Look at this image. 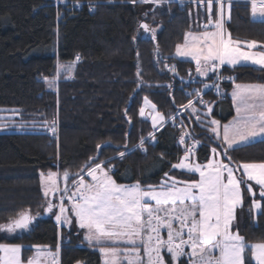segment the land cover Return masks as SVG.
I'll return each instance as SVG.
<instances>
[{
	"label": "trees",
	"instance_id": "obj_1",
	"mask_svg": "<svg viewBox=\"0 0 264 264\" xmlns=\"http://www.w3.org/2000/svg\"><path fill=\"white\" fill-rule=\"evenodd\" d=\"M156 6L133 0H0V107L15 109L26 124L0 128V224L22 212L36 217L28 231L0 235V241L48 244L55 250L60 245V264H103L102 254L85 239L72 212V223L62 225L60 234L56 212L43 216L47 198L42 172L61 169L75 174L96 156V161L106 160L107 168L113 164L111 173L118 182L156 186L166 173L182 181L198 177L172 167L190 139L181 144L179 123L165 121L193 97L187 94L190 87L203 89L212 77L195 76V62L175 54L186 31L201 30L209 17L197 0ZM212 15L216 18L215 3ZM144 21L156 29L154 38L140 27ZM225 25L235 39L264 44V22L251 16L247 0H233L231 20ZM58 62L76 66L54 89L44 78L56 76ZM222 71L234 75V81L222 82L220 95L205 92L204 104L199 99L193 103L196 112L188 108L183 113L194 137L202 140L196 153L199 162L209 160L212 147H221L208 119L213 115L225 122L234 115V83L264 81V71L257 66L223 65ZM145 98L165 120L142 149L137 144L160 126H153L148 110L140 116ZM53 121L55 134L49 132ZM228 155L234 164L264 161V142L234 148ZM243 187L246 211L239 229L247 242L264 240L260 187L255 186L262 205L256 217L247 211L253 197ZM31 251L24 248V256ZM164 257L167 264L173 263L169 254ZM245 264L255 263L246 257Z\"/></svg>",
	"mask_w": 264,
	"mask_h": 264
},
{
	"label": "snow or ice",
	"instance_id": "obj_2",
	"mask_svg": "<svg viewBox=\"0 0 264 264\" xmlns=\"http://www.w3.org/2000/svg\"><path fill=\"white\" fill-rule=\"evenodd\" d=\"M136 2L160 4L162 0H133V3ZM248 2L251 16L264 22V0ZM197 3L205 6L209 17L203 27L214 30H205L200 35L186 34L184 44L176 47V55L194 60L196 71L201 76L216 73L226 64L233 69L237 66H257L258 70L264 71V51L251 50L257 48L258 42L234 40L231 33L225 32V22L231 20L233 0H197ZM214 3L215 20L212 19ZM140 27L154 38L155 29L146 23ZM245 47L249 50H244ZM79 59L77 55L76 60ZM70 67L58 65V72ZM170 70L175 72V67ZM44 79L51 87L56 78ZM228 79L234 80L231 77ZM213 86L219 91L218 85ZM232 100L236 105V116L232 122L225 125L218 120L209 122L213 125L210 131L221 142L220 150L213 147L211 152L216 157L223 154L230 162V150L264 142V84H236ZM149 103L145 98V104ZM199 103L205 102L200 99ZM151 107L154 109L155 105ZM183 107L196 112L191 100ZM207 111L211 113V107ZM139 114L145 116L143 107ZM151 119L154 127L165 120L160 113L151 116ZM55 123L53 121L51 127L53 134L56 133ZM190 135L184 132L179 142L184 144L185 137ZM149 136L155 138L153 133ZM199 143L193 141L190 147L185 148L180 162L172 165L174 169L198 172L200 179L190 182L178 181L166 173L159 186L144 188L139 181L133 185L117 184L109 175L111 168L106 170L103 162L94 167L86 164L75 174L64 171L62 174L49 172L45 176L41 173L45 198L50 194L54 197L59 194V203L53 204L47 199L44 210L53 213L54 208L58 209L59 214L53 213L56 221L69 225L72 219L67 213L71 211L79 227L85 230L88 243L99 246L104 264H166L162 254L165 250L175 264H245L246 257L254 260L255 264H264V242L248 244L243 236L231 230L236 209L243 204L242 183L255 196L249 183L255 181L260 186V196L264 198V162L226 164L221 159H215L206 165L190 163ZM139 147L143 149V139ZM124 156L125 153H119V158ZM85 171L91 183L85 181ZM236 172H242L243 176L238 178ZM73 175L79 178L73 179L69 188L68 182ZM61 180L63 187L60 186ZM65 200L70 202V208L65 207ZM252 207L262 210L261 203L256 200H253ZM35 218L28 212H22L18 217L10 218L8 223L0 224V231L11 234L26 232ZM162 230L166 232V239L161 235ZM105 244L111 246H102ZM22 247L19 244H0V264H22ZM35 247L37 256L30 258L27 264H40L45 254L54 255L50 248L45 253L41 246ZM186 247L190 251H186ZM217 251L219 254L214 255ZM182 257H187V261L182 262Z\"/></svg>",
	"mask_w": 264,
	"mask_h": 264
},
{
	"label": "rangeland",
	"instance_id": "obj_3",
	"mask_svg": "<svg viewBox=\"0 0 264 264\" xmlns=\"http://www.w3.org/2000/svg\"><path fill=\"white\" fill-rule=\"evenodd\" d=\"M169 1H179V2H181V0H162V2L160 3V4H162L163 2H169ZM184 1H189V0H183V2ZM160 4H155V7H157L156 5H160ZM153 17V16H152ZM212 19L213 20H215L216 18H214L213 17V15H212ZM255 19H259V18H255ZM152 20H154V17L152 18ZM145 22V21H144ZM207 23V21H203L202 22V25L204 26L205 24ZM226 23V22H225ZM154 23H152L151 22V25H153ZM202 26V28H201V30H199V29H193V28H191V29H189V30H187L186 31V33H185V36H186V34H188V33H192L193 35H200L201 33H203L205 30H208V31H212V30H214V29H212L211 27H209L208 29H205L204 27ZM156 30V29H155ZM225 32H228V33H230V31H229V29L227 28V26L225 25ZM232 36V35H231ZM234 40H239V39H235L234 37H232ZM191 39V37H189V40ZM239 41H242V42H247V41H252V40H239ZM255 41H257V40H255ZM184 42H185V37H184V40H183V42H181V43H179L178 45H181V44H184ZM258 42V44H257V48H255V49H251L252 51H264V44H262L261 42H259V41H257ZM244 50H249L247 47H245L244 48ZM175 54H176V51H175ZM178 56V55H177ZM179 57V56H178ZM180 58H182V59H187V60H191V61H193V62H195L194 60H192L191 58H186V57H180ZM57 65H65V66H67V65H71V67H70V69L69 70H63V69H61V70H59V72H58V69H57V73H56V76H55V83L51 86V87H53L54 89H57V85H58V83H59V81L61 80V78H63V77H65V78H70L72 75H73V72H74V68H75V66H76V63H74V62H68V63H61V62H58L57 63ZM227 65V64H226ZM230 66V65H229ZM170 67H172V65H170ZM223 67V66H222ZM211 73V72H210ZM209 73V74H210ZM195 76H199V78L201 77V78H207L208 76H209V74H208V76H201V75H199L198 73H197V71H196V68H195V70H194V73H193ZM235 77V76H234ZM181 78H183V79H190V78H188V77H181ZM49 80H52L51 78H48ZM235 84L236 83H234V88H235ZM257 84H264V81H260L259 80V83H257ZM233 90L234 89H232V92H233ZM231 95H232V93H231ZM150 103L149 104H145V102H144V110H145V112L147 111V110H150L151 111V116H154V115H156L157 113H160L158 110H156V106H155V108L153 109L152 107H151V105H154L149 99H147ZM190 100L192 101L193 100V98H190ZM189 100V101H190ZM188 101V102H189ZM188 104V103H187ZM187 104H185V105H187ZM234 105V117L236 116V111H235V107H236V105L235 104H233ZM208 108H206V110H207ZM186 110V108L185 107H181L179 110H177V112H175L172 116H170L168 119H166V121L165 122H171V123H174V122H178L181 126H183V127H181V130L182 131H186L185 130V128H187L190 132H191V134H192V137L194 136V134L192 133V130L190 129V127L188 126V124H187V122H186V120H185V118H184V116H183V113H184V111ZM160 114H162V113H160ZM20 115V113L18 112V111H16L15 109H12V108H5V107H0V128L1 127H24L26 124H24L23 123V121H24V119H21V118H17L18 116ZM163 115V114H162ZM198 117L200 118L201 116L200 115H198ZM234 117L233 118H231V120H229L228 122H224V121H221L219 118H217V117H215V116H213V115H211L210 116V118L208 119V121L210 122L211 120H218V121H220V123H221V125H225V124H229L230 122H232L233 121V119H234ZM160 123L161 122H158L155 126H159L160 125ZM33 124H36V123H33ZM162 125H160L159 127H157L156 128V130H153L151 133H153L154 134V137H155V135H156V131L161 127ZM211 127H213V125H211ZM221 131H222V129H221ZM49 132L50 133H52V131H51V128H49ZM150 134V133H149ZM149 134L147 135V136H145L144 138H143V141L144 142H148L149 140H154V139H152V137H150L149 136ZM193 139H197V141H199L200 142V144H201V142H202V140H200L198 137H195V138H193ZM192 141V140H191ZM140 143L141 142H139V144H137L138 146L140 145ZM136 145V146H137ZM136 146H134V147H136ZM200 146V145H199ZM213 148V147H212ZM217 150L219 151L220 150V147H218L217 148ZM184 154H185V152H184ZM184 154H182V156L180 157V158H182L183 156H184ZM92 158H95L96 159V156H94V157H92ZM95 159H91L90 161H89V166H92V167H94L95 166V164H97V163H101V162H103V167L107 170V169H109V168H107V166H106V160H102V161H96ZM215 159H221V160H223V162L224 163H226V164H231V162L230 161H228L227 159H225V158H223V155L221 154L219 157H216V156H214V154L211 152V155H210V158H209V160L208 161H206V162H199L196 158H195V155H193L192 157H191V159H190V163L191 162H194V163H198V164H200V165H206L209 161H211V160H215ZM180 162V159L178 160V162H176L175 164H177V163H179ZM255 163H259L258 161H254ZM260 162H264V161H260ZM241 163H252V162H241ZM240 163V164H241ZM110 168H113V164H111L110 165ZM187 171V170H186ZM49 172H58V173H63L64 172V170H61V169H56V170H49V171H46V172H42L45 176H47V174L49 173ZM193 173H196L197 175H198V177L196 178V179H191V180H186V181H195V180H199L200 179V176H199V173L198 172H193ZM109 175L114 179V177H113V175H112V173H111V171L109 172ZM168 175V174H167ZM236 175H237V177L238 178H241L242 176H243V173L242 172H236ZM168 177H175V176H173V175H168ZM79 177L77 176L76 178H74V179H78ZM84 179H85V181L87 182V183H91V178L90 177H88L87 175H86V171H85V173H84ZM175 179L176 180H178V181H182V180H179V179H177V177H175ZM246 179V178H245ZM115 180V179H114ZM165 180V176H164V178L162 179V182ZM116 181V180H115ZM137 181H135V182H118V181H116V183L117 184H122V185H133V184H135ZM161 182V183H162ZM140 183V182H139ZM160 183V184H161ZM249 183H251L252 184V189H253V192H255L256 194H255V196H253V195H251L253 198H252V202H253V200H256V201H259L260 203H261V199H259V198H257L256 196H257V190H256V183H255V181H250ZM141 184V183H140ZM159 184V185H160ZM62 185V184H61ZM60 185V186H61ZM159 185H156V186H159ZM42 186H43V183H42ZM141 186L142 187H144V188H147V186H144V185H142L141 184ZM152 186H155V185H152ZM182 186V185H181ZM259 186V185H258ZM68 187L69 188H71L72 187V181L69 183V185H68ZM260 187V186H259ZM241 189H242V195H243V204H242V206H240V207H238L237 209H236V212H235V220L233 221V223H232V231L235 233V232H238L239 233V235H241V236H243L244 237V235L241 233V231H240V229H239V226H240V222L242 221V218L244 217V214H245V211H246V209H245V197H244V187H243V183L241 184ZM259 190H260V188H259ZM70 194V193H69ZM51 195V194H50ZM49 195V196H50ZM58 195L59 194H57V196H55V200L53 201L54 202V204H58L59 203V200H58ZM47 199H49V197H47ZM252 202H251V204H250V207H249V209L247 210L248 212H252V214L254 215V217H256V215L258 214V212L260 211V210H256L255 208H253L252 207ZM64 203H65V207H68V208H70L71 207V205H70V202L69 201H67V200H65L64 201ZM250 209H251V211H250ZM53 212H56V214H59V212H58V209H55L54 208V210H53ZM67 215L69 216V218H71V211H69L68 213H67ZM57 225H58V231H59V234H60V229H61V227H62V225H67V224H65V223H63L62 221L61 222H57ZM70 226V225H69ZM19 232H17V233H15V234H11V233H8V232H6V231H0V235H2V236H6V237H10V236H13V235H16V234H18ZM161 235L163 236V238H167L166 237V232L165 231H163L162 230V233H161ZM84 237H85V230H84ZM186 238V237H185ZM245 238V237H244ZM245 241H246V239H245ZM259 242H264V240H255V241H251V242H247L246 241V243H248V244H255V243H259ZM59 243H60V240H59ZM0 244H19V245H24V244H22V243H19V242H12V241H7V240H4V241H0ZM102 246H111L110 244H105V245H102ZM120 246H123V245H120ZM99 246H97V248H98ZM50 248V247H49ZM49 248H46V249H43L44 251H45V253L48 251V249ZM59 248H60V245H59V247H58V250L56 249H54V248H50V251H51V253H53L54 255H52V256H48V255H44V256H42L41 257V259H40V264H60V250H59ZM23 249H24V246L22 247V249H21V260H22V264H27V261L30 259V258H33V257H35V256H37V249H34V250H32L31 252H30V254H29V256L26 258L25 256H24V252H23ZM186 251H190V249H188L187 247H186V249H185ZM165 253H166V250H165ZM163 255H164V253H162ZM219 253H218V251L217 252H215L214 253V255H218ZM165 258V257H164ZM102 261H103V264H104V257H103V255H102ZM253 262L255 263V261L253 260ZM77 264H84L83 263V261H78L77 262ZM167 264V263H166ZM172 264H175V262H173Z\"/></svg>",
	"mask_w": 264,
	"mask_h": 264
},
{
	"label": "built area",
	"instance_id": "obj_4",
	"mask_svg": "<svg viewBox=\"0 0 264 264\" xmlns=\"http://www.w3.org/2000/svg\"><path fill=\"white\" fill-rule=\"evenodd\" d=\"M229 77L234 78V75L224 74L223 71H222V66H221V68L216 73H212L211 79H206L205 80V85H208L209 87H204L203 89H199L197 87H190L187 90V94H192L193 95V97H192L193 98V100H192L193 103L197 99H199V100L202 99L203 101H205L204 94H205V92H207L209 90H214L215 93L220 95L222 93V88H221L222 82H233L234 81L233 79H228ZM187 81H189V80H187ZM213 85H218L219 91L217 90V87L213 86ZM197 93H199V95H197ZM181 127H183V126H181L179 124V128H180V132H179V135H178L179 140H180L181 135L184 132H188V133L191 134V132L187 128H185L186 131H182ZM193 138H195V137L194 136L192 137V134L190 136H186L185 137V141L187 139H190V143L187 145V147H190L193 141H197V139H193ZM199 145H200V143L196 146V148L194 150L195 158H196V153H197Z\"/></svg>",
	"mask_w": 264,
	"mask_h": 264
},
{
	"label": "water",
	"instance_id": "obj_5",
	"mask_svg": "<svg viewBox=\"0 0 264 264\" xmlns=\"http://www.w3.org/2000/svg\"><path fill=\"white\" fill-rule=\"evenodd\" d=\"M143 23H146V24H148L147 22H143ZM142 23V24H143ZM149 25V24H148ZM146 33H149V32H146ZM159 52V50L156 52V53H158ZM139 64V63H138ZM139 78H140V76H141V67H139ZM141 84H142V82H140L139 83V85H138V87H137V89H136V91L137 90H139L140 89V87H141ZM131 102V101H130ZM149 114H151V111L150 110H148V115ZM150 116V115H149ZM220 146H221V144H220ZM61 187H63V181L61 180ZM69 184V183H68ZM51 196V199H53V196L52 195H50ZM52 201V203L54 204V202H53V200H51ZM49 213H47V212H45L44 214H43V216H47ZM34 221V220H33ZM24 248L25 249H29V250H34V249H36V247L35 246H41V248L42 249H46V248H49L50 247V245H48V244H41V243H25L24 245ZM45 246H48V247H45Z\"/></svg>",
	"mask_w": 264,
	"mask_h": 264
},
{
	"label": "crops",
	"instance_id": "obj_6",
	"mask_svg": "<svg viewBox=\"0 0 264 264\" xmlns=\"http://www.w3.org/2000/svg\"><path fill=\"white\" fill-rule=\"evenodd\" d=\"M257 83H259V81H257V82H253V83H236V84H257ZM235 84V85H236ZM233 89H234V87H233ZM231 93H232V90H231ZM231 97H232V95H231ZM233 104H234V102H233ZM234 106V105H233ZM234 116H232L231 118H233ZM231 118L229 119V120H231ZM228 120V121H229ZM228 121H225V122H228ZM215 148H218V147H215ZM78 223V222H77ZM79 225V224H78ZM165 253V252H164ZM165 259V258H164ZM166 261V260H165Z\"/></svg>",
	"mask_w": 264,
	"mask_h": 264
}]
</instances>
